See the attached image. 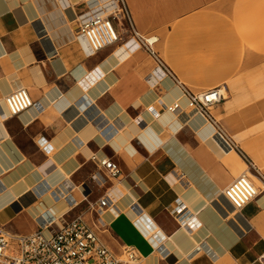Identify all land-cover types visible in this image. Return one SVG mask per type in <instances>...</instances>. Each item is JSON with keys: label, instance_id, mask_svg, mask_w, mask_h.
<instances>
[{"label": "crops", "instance_id": "1", "mask_svg": "<svg viewBox=\"0 0 264 264\" xmlns=\"http://www.w3.org/2000/svg\"><path fill=\"white\" fill-rule=\"evenodd\" d=\"M205 1L127 0L140 39L155 36L152 47L194 92L208 88L187 61L205 42L179 22ZM87 10V0H0V224L30 234L44 217L91 221L89 204L107 192L118 209L103 212L101 237L116 252L135 247L139 264H264V186L240 211L223 194L249 161L264 185V116H253L264 102L224 97L212 110L220 136L172 77L149 84L156 62L130 33L88 54L77 35ZM19 87L35 104L9 116L4 96ZM176 99L178 112L158 105ZM93 154L117 162L122 175L97 186L91 176L103 172ZM64 181L76 204L53 191ZM178 201L186 224L169 210Z\"/></svg>", "mask_w": 264, "mask_h": 264}, {"label": "built area", "instance_id": "2", "mask_svg": "<svg viewBox=\"0 0 264 264\" xmlns=\"http://www.w3.org/2000/svg\"><path fill=\"white\" fill-rule=\"evenodd\" d=\"M87 4V12L80 15L77 35L86 43L88 54L97 53L121 41L122 32L130 33L132 43L148 50L156 62L155 68L147 75L149 84L158 86L164 77H172L180 86L182 95L187 98L188 108L201 115L213 131L227 138L220 121L212 112L224 98L219 86L194 92L181 82L168 63L152 47V42L149 39H140L127 0H87ZM4 102L9 116L19 115L35 104L24 87L7 93ZM158 105L161 109L174 113L182 110L179 99L172 103L159 100ZM150 110L158 113L155 106H151ZM90 158L103 172L91 176L97 186L102 187L107 180L118 179L122 175L120 165L114 160L95 154ZM252 166L249 161L247 171L237 176L223 190L224 196L236 211L242 210L259 195V187L248 173L253 170ZM70 186L71 183L64 181L53 191L57 192L58 197L70 199L72 204H76L68 191ZM89 208L93 210L91 221L86 220L82 214L71 220H62L60 224H57L52 216L44 217L39 222V228L30 234L12 233L0 224V264H139L141 256L135 247L125 246L120 252H116L109 248L101 237L107 226L103 212L105 209L113 212L118 209L113 197L106 192L93 204L90 203ZM169 210L179 223L186 224L180 201ZM53 224H57L56 229H51ZM45 229H49L48 234L44 232ZM148 234L154 244L161 245L162 235L158 230L151 229Z\"/></svg>", "mask_w": 264, "mask_h": 264}, {"label": "rangeland", "instance_id": "3", "mask_svg": "<svg viewBox=\"0 0 264 264\" xmlns=\"http://www.w3.org/2000/svg\"><path fill=\"white\" fill-rule=\"evenodd\" d=\"M192 15L186 34L205 42L195 47L187 61L198 66L202 75L196 78L206 83L205 88L223 87L226 99L233 95L243 102H264V0H206ZM230 83L236 88L250 85L252 91H231L225 87ZM259 113L253 116H264V106ZM257 186L264 185L258 181Z\"/></svg>", "mask_w": 264, "mask_h": 264}, {"label": "bare ground", "instance_id": "4", "mask_svg": "<svg viewBox=\"0 0 264 264\" xmlns=\"http://www.w3.org/2000/svg\"><path fill=\"white\" fill-rule=\"evenodd\" d=\"M188 20H191V19H189V17H187L186 20H183V21L179 22V27L182 28V30L184 28L188 27V25H187L188 24ZM185 21H187V23ZM148 39L152 43L157 40V38L155 36L149 37ZM206 42H208V40H206ZM226 53H231V52H226ZM240 57H241V59L246 57L244 48H242L241 51H240ZM220 88H221L223 93H226L225 89L223 87H220ZM224 97H226L225 94H224ZM242 145L240 146L241 148L244 147V144H242ZM248 173L251 175L252 179L254 180V182H256L257 185H258V181L262 183V179L256 173H254L252 171H248ZM148 232H150V231H148ZM147 236L149 237L148 233H147Z\"/></svg>", "mask_w": 264, "mask_h": 264}]
</instances>
